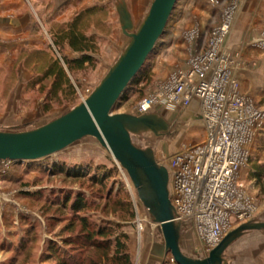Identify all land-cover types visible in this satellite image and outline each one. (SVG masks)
Here are the masks:
<instances>
[{"label":"rangeland","instance_id":"374dc122","mask_svg":"<svg viewBox=\"0 0 264 264\" xmlns=\"http://www.w3.org/2000/svg\"><path fill=\"white\" fill-rule=\"evenodd\" d=\"M151 1L125 0L136 27ZM244 1L178 0L165 36L144 66L149 69V80L134 86L140 90L137 93L132 92L131 87L113 113L135 114L138 102L160 83L176 70H187L190 56L204 51L213 30L223 22V14H232L235 18L232 36L226 43L232 77L238 81L241 94L252 100L255 109L264 114V0H246L242 12L240 7ZM253 1V4L249 3ZM29 6L32 13L33 6ZM94 6L106 10L93 16L86 25L87 34H95L99 39L97 64L93 69L69 75L76 89L74 102L54 104L48 112L43 110L45 95L39 93V85L31 87V82L43 71L50 58L61 57L56 48L51 47L48 51L47 47L52 44L51 33L55 24L65 20L53 21L51 17L52 21L47 24L40 14H48L50 10L42 11L43 7L34 6L38 15L35 26L46 41L43 51L19 48L11 52L15 39L9 35L0 37V129L12 131L41 127L79 105L82 98L99 84L126 47L128 38L121 36L112 0H94ZM107 19L109 25L105 23ZM62 54L69 58L75 56L68 47L63 48ZM42 84L48 85L49 81ZM153 111L172 125L171 137L151 142L134 138L133 142L142 148L151 143L156 160L203 141L204 129L195 103L185 109L157 107ZM257 128L264 129V124ZM247 149L249 155L239 170L238 183L254 206L250 220H264V177L256 183L251 171L264 170V130L256 135ZM89 166H116L117 172L106 180L104 188H100L89 182L86 176L68 177L58 171L64 168L77 172V169ZM76 196L86 203V208L78 213L86 216L91 225L112 222L122 226L128 237L132 264H160L150 259L152 245L159 242L155 225L137 198L128 176L90 137L49 159L0 162V264H54L49 261L47 253L51 243L63 246V250L75 257L79 249L64 247L63 242L74 238L79 233V226L73 219L71 203L65 208L63 202L67 197L74 199ZM116 201L123 202L124 206L115 205ZM71 224L73 229H69ZM239 225L232 224L225 235ZM180 247L195 258H206L210 251L192 226L182 232ZM226 258L229 264H264V233H250L238 239L227 250ZM165 260L164 264L168 263L171 256L167 255Z\"/></svg>","mask_w":264,"mask_h":264},{"label":"water","instance_id":"95a60500","mask_svg":"<svg viewBox=\"0 0 264 264\" xmlns=\"http://www.w3.org/2000/svg\"><path fill=\"white\" fill-rule=\"evenodd\" d=\"M122 35L128 43L99 84L83 101L47 124L32 130L0 129V162H36L52 158L84 138H94L125 171L137 198L155 225L159 242L150 259L164 264H229L226 252L250 233H264V220L252 219L227 233L206 258L180 247L190 225L178 219L170 201L169 173L155 158L151 143L142 148L133 139L150 142L170 138L172 125L160 113L114 114L121 97L137 78L167 32L178 0H152L136 27L125 0H112Z\"/></svg>","mask_w":264,"mask_h":264},{"label":"built area","instance_id":"2783aa9c","mask_svg":"<svg viewBox=\"0 0 264 264\" xmlns=\"http://www.w3.org/2000/svg\"><path fill=\"white\" fill-rule=\"evenodd\" d=\"M234 19L223 14L204 51L190 56L187 70H176L135 106V114L142 115L157 107L185 109L196 104L203 141L157 162L168 170L170 201L178 219L192 226L209 250L232 224L247 222L254 213L238 173L248 158V146L264 130L257 128L264 124V114L241 94L232 77L226 43ZM166 264L175 263L171 258Z\"/></svg>","mask_w":264,"mask_h":264},{"label":"trees","instance_id":"16d2710c","mask_svg":"<svg viewBox=\"0 0 264 264\" xmlns=\"http://www.w3.org/2000/svg\"><path fill=\"white\" fill-rule=\"evenodd\" d=\"M103 11H106L103 7L93 6L79 12L71 20L55 24L51 33L52 44L47 47V50L54 47L61 57L50 58L43 71L31 82V87L39 85V93L45 95L44 112H48L54 104L61 105L63 101L73 103L76 89L71 83L69 75L82 73L89 68L93 69L97 64L99 39L95 34H87L86 25L93 16L101 12L104 13ZM64 47H68L75 56L69 58L63 55ZM149 74V69L143 68L128 90L132 87V92L140 91L134 86L140 81H148ZM44 81H49V84L43 85ZM55 169L57 170V167ZM77 170L79 172L64 168L58 169L68 177L86 176L89 182L100 188H104L106 180L114 177L117 172L116 166L113 168L89 166ZM259 170H251L252 178L256 183H259L264 177V170ZM63 203H65V208L71 203L73 219L79 226V233L74 238L64 240L63 245L70 247L69 249H79V251L74 257L68 254L67 250H63V246L51 243L47 252L49 261H53L54 264H132L127 246L128 237L122 231L120 224L103 222L91 225L86 216L78 213L86 208V203L80 196H76L74 199L67 197ZM115 205L120 207L124 206V203L116 201ZM73 228V224H71L69 229ZM95 253L100 255L97 256Z\"/></svg>","mask_w":264,"mask_h":264},{"label":"crops","instance_id":"0c3cea01","mask_svg":"<svg viewBox=\"0 0 264 264\" xmlns=\"http://www.w3.org/2000/svg\"><path fill=\"white\" fill-rule=\"evenodd\" d=\"M245 1L240 7L242 12ZM249 3L253 4L254 1ZM29 4L33 6L34 11L32 13ZM35 5L38 8L43 7L42 11L46 8L50 10L48 14L43 12L40 14L47 24H50L49 22L52 20H71L79 12L93 7L94 0H0V37L9 35L15 39L14 43L16 44L11 45V52H16L15 50L19 48L26 51L32 49L33 51H43L45 49L46 41L42 37L39 28L35 26L36 16L38 18L34 8ZM51 17H53L52 20ZM105 21L109 25V20ZM235 25L237 26V23ZM111 27L113 29V26ZM19 36L23 38L19 40ZM121 36H123L122 33Z\"/></svg>","mask_w":264,"mask_h":264}]
</instances>
